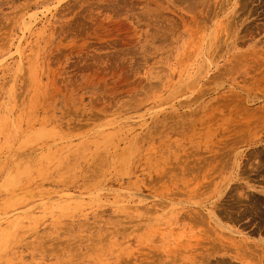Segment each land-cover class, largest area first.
Instances as JSON below:
<instances>
[{
	"label": "rangeland",
	"instance_id": "rangeland-1",
	"mask_svg": "<svg viewBox=\"0 0 264 264\" xmlns=\"http://www.w3.org/2000/svg\"><path fill=\"white\" fill-rule=\"evenodd\" d=\"M0 264H264V0H0Z\"/></svg>",
	"mask_w": 264,
	"mask_h": 264
},
{
	"label": "bare ground",
	"instance_id": "bare-ground-1",
	"mask_svg": "<svg viewBox=\"0 0 264 264\" xmlns=\"http://www.w3.org/2000/svg\"><path fill=\"white\" fill-rule=\"evenodd\" d=\"M173 27H174V26H173ZM175 27H176V26H175ZM236 69H237V68H236ZM237 195H238V194H237ZM210 213H211V212H210ZM196 217H198V216H196ZM196 217H195V218H196ZM178 221H179V220H178ZM196 221H197V220H196ZM211 232H212V231H211ZM217 232H218V231H217ZM218 233H219V232H218ZM218 233H217V234H218ZM219 235H220V233H219ZM227 239H228V238H227ZM197 241H198V240H197ZM200 243H201V242H200ZM176 246H177V245H176ZM198 246H199V245H198ZM211 246H212V245H211ZM209 247H210V246H209ZM221 247H222V246H221ZM222 248H223V247H222ZM213 250H214V249H213ZM215 250H216V249H215ZM233 251H234V250H233ZM217 252H218V251H217ZM261 262H262V261H261Z\"/></svg>",
	"mask_w": 264,
	"mask_h": 264
}]
</instances>
